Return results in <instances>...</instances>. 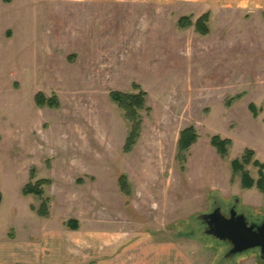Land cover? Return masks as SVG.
<instances>
[{
    "label": "rangeland",
    "instance_id": "rangeland-1",
    "mask_svg": "<svg viewBox=\"0 0 264 264\" xmlns=\"http://www.w3.org/2000/svg\"><path fill=\"white\" fill-rule=\"evenodd\" d=\"M203 1L0 0V243L10 249L0 264H32L14 253L38 245L45 230L86 264L108 257L77 245L90 239L166 244L200 264H264L258 249L229 254L201 218L220 207L249 223L264 219V192L242 188L231 167L246 149L264 164V5ZM205 13L202 35L194 23ZM183 16L193 24L179 27ZM134 85L147 110L125 152L130 124L109 95L135 93ZM38 92L58 107H38ZM188 127L197 138L180 161ZM213 136L230 140L225 155ZM244 170L258 179L252 163ZM39 179L49 180L45 218L32 209L40 200L22 194ZM28 251L33 264L47 254Z\"/></svg>",
    "mask_w": 264,
    "mask_h": 264
},
{
    "label": "trees",
    "instance_id": "trees-1",
    "mask_svg": "<svg viewBox=\"0 0 264 264\" xmlns=\"http://www.w3.org/2000/svg\"><path fill=\"white\" fill-rule=\"evenodd\" d=\"M208 13L203 14L199 17L195 23V29L202 35H206L209 30L206 26L208 21ZM193 23L189 16H183L178 20V26L181 28H187ZM137 92H120L112 91L110 92V99L115 103L120 109L123 110L126 120L130 124V130L127 135L124 144V151L129 152L136 139L138 138L140 132L141 117L140 111L147 110L145 106L146 94L144 91L140 90L137 85L133 86ZM34 101L38 107L47 106L49 108L58 107V100L55 96L46 97L43 93L38 92L34 96ZM197 135L192 127H188L181 131L180 138L178 140V153L176 155L177 159L180 161L184 160V153L189 149V147L195 142ZM230 140L221 139L218 136H213L211 138V144L216 150L221 154L225 155L227 153V147L230 145ZM254 152L251 149H246L243 153L241 159H235L231 161V167L234 172L241 173V186L242 188L249 189L253 186L258 188L260 191L264 192V164L259 160L254 159ZM252 163L257 167L258 179L254 180L247 171L244 170V165ZM33 172V171H32ZM31 172V178H34ZM118 183L125 195H129V189L127 185V180L124 175L118 177ZM49 184L47 179H39L34 183H27L22 188V194L24 196H35L40 200V204L37 208H32L36 211V214L40 217H48L49 215V198L44 195L43 186ZM1 203V194H0ZM68 224L72 229L76 230L78 227V222L76 220H69Z\"/></svg>",
    "mask_w": 264,
    "mask_h": 264
},
{
    "label": "crops",
    "instance_id": "crops-1",
    "mask_svg": "<svg viewBox=\"0 0 264 264\" xmlns=\"http://www.w3.org/2000/svg\"><path fill=\"white\" fill-rule=\"evenodd\" d=\"M96 2V3H107V2H124L130 0H80V2ZM159 1V0H156ZM259 4L264 5V0H255ZM206 4H213L211 0H204ZM220 3L223 4H230L229 0H222ZM53 231V230H51ZM52 233L50 231L45 230L43 236L41 237V242L37 245H33L29 242H24L19 245V248L14 253V256L20 258L22 262H29L33 264V261L28 257L31 256L29 254L28 249L33 250H40L47 252L42 258L41 264H86V262H80L78 258L73 257L70 253L62 254L61 249L68 246L66 243L63 242V245L60 250H57L55 247V243L53 244V240L51 238ZM94 239V238H93ZM100 239H103L100 237ZM96 240L90 239V241L81 242L77 245H81L85 251L92 252L95 248V253H97L98 257L108 256L107 258H101V260L97 261L95 264H200L201 260L197 255H190L182 252H175L172 249V253H167V246L164 245H153L150 244L149 246L143 245L138 240H125L122 243L120 241H115L112 243H105L103 240H100L99 243H95ZM139 241V242H138ZM143 241H146L143 239ZM137 242V243H136ZM110 244V245H109ZM136 246V247H134ZM109 248V251H108ZM10 250L7 243L1 242L0 243V255H10L8 253ZM106 253H103L105 252ZM100 252V253H99ZM94 254V253H93Z\"/></svg>",
    "mask_w": 264,
    "mask_h": 264
},
{
    "label": "water",
    "instance_id": "water-1",
    "mask_svg": "<svg viewBox=\"0 0 264 264\" xmlns=\"http://www.w3.org/2000/svg\"><path fill=\"white\" fill-rule=\"evenodd\" d=\"M201 218L208 227L207 234L230 245L229 254L258 249L260 259L264 260V219L258 224L249 223L246 216L237 213L235 208H231L225 216L220 207L202 214Z\"/></svg>",
    "mask_w": 264,
    "mask_h": 264
},
{
    "label": "flooded vegetation",
    "instance_id": "flooded-vegetation-1",
    "mask_svg": "<svg viewBox=\"0 0 264 264\" xmlns=\"http://www.w3.org/2000/svg\"><path fill=\"white\" fill-rule=\"evenodd\" d=\"M237 213H239L238 211H237ZM224 214V213H223ZM225 216H228L227 214H224Z\"/></svg>",
    "mask_w": 264,
    "mask_h": 264
}]
</instances>
